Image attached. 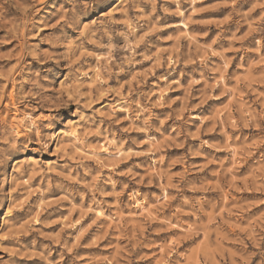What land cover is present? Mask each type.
<instances>
[{"label": "clouds", "instance_id": "clouds-1", "mask_svg": "<svg viewBox=\"0 0 264 264\" xmlns=\"http://www.w3.org/2000/svg\"><path fill=\"white\" fill-rule=\"evenodd\" d=\"M0 264H264V0H0Z\"/></svg>", "mask_w": 264, "mask_h": 264}]
</instances>
